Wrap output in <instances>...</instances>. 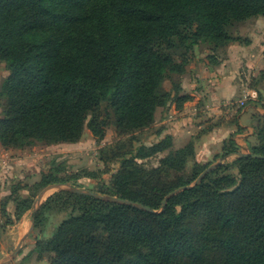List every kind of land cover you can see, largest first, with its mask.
<instances>
[{
  "label": "trees",
  "instance_id": "1",
  "mask_svg": "<svg viewBox=\"0 0 264 264\" xmlns=\"http://www.w3.org/2000/svg\"><path fill=\"white\" fill-rule=\"evenodd\" d=\"M254 16L264 17V0H0V61L8 70L0 83V143L76 142L86 126L101 140L107 120L100 108L111 85L119 138L100 151L120 167L100 193L156 210L54 192L32 214L38 226L55 203L71 205L43 244L52 253L49 264H264V125L256 132L260 144L250 149L263 158L239 157L229 138L219 157L235 159L169 196L161 211L171 191L194 183L208 165L188 178H162L138 160L169 142H133L170 100L167 72H183L186 60L176 63L172 50L187 53L200 41L227 46L238 40L229 28ZM192 153L190 144L161 163L180 170ZM231 165L237 177L225 173ZM68 182L49 172L36 190ZM32 200H20L21 212Z\"/></svg>",
  "mask_w": 264,
  "mask_h": 264
},
{
  "label": "rangeland",
  "instance_id": "2",
  "mask_svg": "<svg viewBox=\"0 0 264 264\" xmlns=\"http://www.w3.org/2000/svg\"><path fill=\"white\" fill-rule=\"evenodd\" d=\"M229 32L238 40L227 46L214 47L200 41L187 53L172 50L176 63H180L182 58L186 60L183 72H167L163 88L170 92V100L155 109L154 119L149 126L134 132V146L169 142L162 151L138 160L147 172L159 173L166 179H172L175 175L188 178L198 165L231 162L235 154L222 159L219 155L229 138L236 142V134L248 132L239 123V115L247 105L254 108L250 109L255 118L253 136L236 137L240 143L236 142L238 150L250 152L252 147L260 144L256 132L264 125V17L254 16L235 22ZM216 69L219 71L216 72L220 76L219 81H208ZM7 74L6 64L0 61V83ZM220 82L222 84L219 85ZM212 87H218L219 94L214 97L211 95ZM111 90L110 85L106 99L101 103V117L107 120L101 140H97L86 126L76 142L35 141L22 148L4 147L0 143V263L49 264L52 253L44 250L43 244L59 223L68 217L72 208L70 204L55 203L44 213L40 224L33 225L22 240L20 249L11 257L21 237L29 229L34 205L38 208L57 191L76 187L101 194L100 191L110 185L112 175L120 167V160L105 159L101 152L102 148L119 138L113 110L108 102ZM182 96L188 99L179 101L178 98ZM2 103L0 99V111ZM90 118L91 115L87 123ZM190 144L193 153L187 156L180 170L161 163L171 151ZM55 171L70 182L51 183L37 191L36 185L42 175ZM225 173L237 177L235 166L231 165ZM71 183L76 186H71ZM54 184L56 186L47 189L36 201L45 187ZM29 196H32V203L21 212L20 200Z\"/></svg>",
  "mask_w": 264,
  "mask_h": 264
},
{
  "label": "water",
  "instance_id": "3",
  "mask_svg": "<svg viewBox=\"0 0 264 264\" xmlns=\"http://www.w3.org/2000/svg\"><path fill=\"white\" fill-rule=\"evenodd\" d=\"M250 155H251V156H254V157H258V158H263L262 155H259V154H253V153L248 152V151H241V152L238 153V156H239V157H245V156H250ZM217 164H219V162H217V163H215V164H212V165L208 166L205 170H203V171L198 175V177L196 178V180L194 181V183H192V184H190V185H185V186H183V187H181V188H179V189H176V190H174V191H171V192H170V193H169V194L163 199L159 211H161V210L165 207L166 199H167L169 196L175 194V193L178 192L179 190H182V189H185V188H189V187H191V186L194 185L196 182H198V181L204 176V174H205L206 172H208L210 169H212L213 167H215ZM54 186H56V184L45 187V188H44V189L38 194V196H37V198H36V201H39V200L41 199L43 193H44L47 189H49V188H51V187H54ZM70 190H71V191L78 192V193H84V194L93 195V196H96V197L102 198V199L107 200V201L117 202V203H121V204H124V205H131V206H134V207H137V208H141V209H144V210H147V211H150V212H156V210L151 209L150 207H148V206H146V205H143V204L138 203V202H134V201L129 200V199H124V198H120V197L113 196V195H101V194L95 193V192H93V191L83 190V189L76 188V187L70 188ZM36 209H37V207H35V205H34L32 212H34ZM30 220H31V224H30V226H29V229H28L27 233H25V234L21 237V239H20V241L18 242V244L16 245L14 251L11 253V257H13V256L17 253V251H18V250L20 249V247H21V242H22V240H23V239L27 236V234L31 231V229H32V227H33V216H32V215L30 216ZM5 262H6V261H3V262H1L0 264H4Z\"/></svg>",
  "mask_w": 264,
  "mask_h": 264
},
{
  "label": "crops",
  "instance_id": "4",
  "mask_svg": "<svg viewBox=\"0 0 264 264\" xmlns=\"http://www.w3.org/2000/svg\"><path fill=\"white\" fill-rule=\"evenodd\" d=\"M216 72H219V71H217V69H216V71H213V73H211V76L208 79V81H210V82L211 81L212 82H214V81L218 82L219 81V77L220 76ZM218 84L220 85L222 83L220 82ZM218 94H219L218 87H212V89H211V95L214 97L215 95H218ZM252 108L253 107H251L250 105H247V107L239 115V123L241 124L242 127L246 128V130H248L247 133H245V134H236V136L234 137L235 140H236V142L239 145H240V143L237 141V138L236 137H238V136H242L243 137V136H246L247 135L248 138H250L251 136H253V126L255 125V120H254L255 118L252 116V113H251L252 111H250V109H252ZM253 110H254V108H253ZM255 110H256V108H255ZM257 112L260 113V110L257 109ZM241 122H243V123H241ZM248 122H250V123H248ZM229 131H233V129H230Z\"/></svg>",
  "mask_w": 264,
  "mask_h": 264
}]
</instances>
